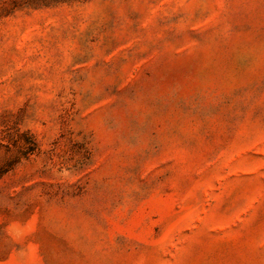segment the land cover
<instances>
[{"label": "rangeland", "instance_id": "374dc122", "mask_svg": "<svg viewBox=\"0 0 264 264\" xmlns=\"http://www.w3.org/2000/svg\"><path fill=\"white\" fill-rule=\"evenodd\" d=\"M0 264H264V0H0Z\"/></svg>", "mask_w": 264, "mask_h": 264}]
</instances>
